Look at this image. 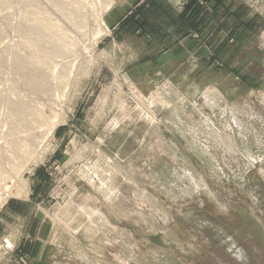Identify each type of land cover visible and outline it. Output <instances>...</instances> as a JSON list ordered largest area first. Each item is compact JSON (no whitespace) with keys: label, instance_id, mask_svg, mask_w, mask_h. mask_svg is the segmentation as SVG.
<instances>
[{"label":"rangeland","instance_id":"1","mask_svg":"<svg viewBox=\"0 0 264 264\" xmlns=\"http://www.w3.org/2000/svg\"><path fill=\"white\" fill-rule=\"evenodd\" d=\"M13 202L0 264H264V0H0Z\"/></svg>","mask_w":264,"mask_h":264},{"label":"crops","instance_id":"2","mask_svg":"<svg viewBox=\"0 0 264 264\" xmlns=\"http://www.w3.org/2000/svg\"><path fill=\"white\" fill-rule=\"evenodd\" d=\"M26 201V200H24ZM22 204L23 206H27V203L24 202H13L5 206L0 213V223L3 224L4 219L2 220V217L8 219H15L16 221H13L15 223H19L21 218L23 217L24 213L31 211L30 208H21ZM30 206V204L28 205ZM12 217V218H11ZM8 223V222H7ZM9 224V223H8ZM1 240V238H0Z\"/></svg>","mask_w":264,"mask_h":264},{"label":"bare ground","instance_id":"3","mask_svg":"<svg viewBox=\"0 0 264 264\" xmlns=\"http://www.w3.org/2000/svg\"><path fill=\"white\" fill-rule=\"evenodd\" d=\"M45 2H46V1H45ZM77 11H78V10H77ZM80 11H81V10H80ZM78 13H79V12H78ZM76 14H77V13H76ZM80 14H81V13H80ZM73 15H74V14H73ZM89 15H90V14H89ZM97 16H98V15H97ZM79 17H80V15H79ZM83 17H84V16H83ZM46 18H47V17H46ZM52 20H53V19H52ZM75 20H78V19H75ZM98 20L100 21L101 25L104 24V20H103V19L99 18ZM56 21H57V20H56ZM71 22H72V21H71ZM76 22H77V21H76ZM64 26H65V25H64ZM74 26H75V25H74ZM49 28H50V27H49ZM66 28H67V27H66ZM83 30H84V29H83ZM66 31H67V30H66ZM74 31H75V30H74ZM67 33H68V32H67ZM66 35H67V34H66ZM73 36H74V35H73ZM67 37H68V36H67ZM72 39H73V38H72ZM72 39H71V41H72ZM74 39H75V37H74ZM40 40H41V39H40ZM76 40H77V39H76ZM76 40H74V41H76ZM67 41H68V40H67ZM67 41H65V42L68 43L69 41H68V42H67ZM43 42H44V41H43ZM65 42H64V43H65ZM72 42H73V41H72ZM77 42H78V41H77ZM31 43H32V42H31ZM73 43H74V42H73ZM85 43H86V42H85ZM71 44H72V43H71ZM66 45H67V44H66ZM72 45H73V44H72ZM75 45H76V43H75ZM75 45H74V46H75ZM35 46H37V45H35ZM81 46H82V45H81ZM83 48H84V47H83ZM83 48H80V49H83ZM78 49H79V48H78ZM78 49H77V50H78ZM74 50H75V49H74ZM48 51H49V50H48ZM50 52H51V51H50ZM48 54H49V53H48ZM53 57H54V56H53ZM61 57H62V56H61ZM69 57H70V56H69ZM59 58H60V57H59ZM51 60H52V59H51ZM20 61H21V60H20ZM65 74H66V73H65ZM21 107L23 108V106H21ZM57 108H58V107H57ZM4 194H5V193H4Z\"/></svg>","mask_w":264,"mask_h":264}]
</instances>
